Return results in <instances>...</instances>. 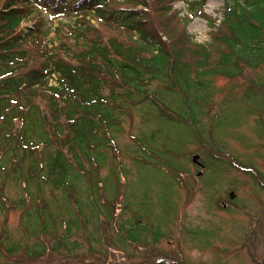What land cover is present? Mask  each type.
Instances as JSON below:
<instances>
[{
    "label": "rangeland",
    "instance_id": "374dc122",
    "mask_svg": "<svg viewBox=\"0 0 264 264\" xmlns=\"http://www.w3.org/2000/svg\"><path fill=\"white\" fill-rule=\"evenodd\" d=\"M160 1L182 23L176 35L183 26L184 33L203 44L210 42L214 31L209 21L221 20L228 0ZM57 13L46 16L48 26L70 19ZM155 16L161 20L159 13ZM222 50L215 45L207 63L200 55L188 59L185 51L184 59L192 65L212 64ZM210 82V90L197 95L200 117L193 125L181 119L182 111L173 104L178 94L160 81H151L147 89L170 112L149 100H138L135 93L131 103L115 98L120 106L116 145L114 151H105L97 172L104 187L98 194L115 201L108 217L103 219L96 211L97 203L103 209L99 199L90 209L85 204L84 181L76 183V194L71 193L68 202L58 192L44 189L47 208L43 212L58 226L46 229V238L39 228L33 236L23 216L25 208L0 212V243L4 248L10 243L20 245L8 255L0 249V264H264V65L244 66L235 77L215 76ZM107 93L102 90L104 96ZM162 110L172 121L161 115ZM147 148L156 154H148ZM35 151L36 160H45L47 155L39 147ZM33 153H23L24 162L20 155L4 158L0 172V194L11 201L24 199L28 208L39 200L37 191L26 188L21 178ZM194 155L203 168L191 161ZM119 204L131 210L129 223L142 236L132 246L121 245L115 235L127 215ZM68 220L77 221L68 238V247L72 243L73 248H53L56 237L65 236ZM24 227L30 236L25 237ZM40 240L47 245L45 253L34 259L20 254L26 245H38Z\"/></svg>",
    "mask_w": 264,
    "mask_h": 264
},
{
    "label": "trees",
    "instance_id": "16d2710c",
    "mask_svg": "<svg viewBox=\"0 0 264 264\" xmlns=\"http://www.w3.org/2000/svg\"><path fill=\"white\" fill-rule=\"evenodd\" d=\"M170 10L160 0H0V153H4L0 172L4 158L20 155L24 162L23 153L34 151L21 178L26 188L32 187L39 196L37 204L33 201L28 208L24 199L11 201L0 194V212L25 208L23 216L33 236L36 228L45 237L46 229L58 226L57 220L43 212L47 208L44 189L58 192L68 202V196L76 194V183L84 181L85 204L90 209L99 199L103 211L98 203L96 211L103 219L108 217V208L115 201L98 194L102 182L97 180V172L105 151L116 145L120 106L115 98L131 103L135 93L138 100H149L170 112L156 93L147 89L151 81H160L178 94L173 104L182 111L181 119L193 125L200 117L197 95L210 90L213 77H235L244 66L264 65V0H228L221 20L215 24L209 19L214 31L210 42L203 44L184 33L183 26L176 35L175 29L182 23L168 14ZM56 11L70 19L50 27L46 16ZM157 13L161 20L156 19ZM215 45L224 48L215 63L201 66L189 62L195 54L207 63ZM50 78L54 85L49 84ZM104 89L108 90L106 96ZM38 147L47 155L43 161L36 160ZM145 151L155 153L148 148ZM125 206L119 204L127 215L115 235L127 247L142 236L134 232L129 223L133 214ZM65 223L66 234L56 237L53 248L74 246L68 247V238L77 221ZM23 231L25 237L31 235L26 228ZM10 244L4 248L0 243L1 252L8 255L20 249L17 243ZM46 247L40 240L38 245H26L20 254L34 259L45 253ZM73 259L77 260L70 257Z\"/></svg>",
    "mask_w": 264,
    "mask_h": 264
},
{
    "label": "water",
    "instance_id": "95a60500",
    "mask_svg": "<svg viewBox=\"0 0 264 264\" xmlns=\"http://www.w3.org/2000/svg\"><path fill=\"white\" fill-rule=\"evenodd\" d=\"M192 162L197 164V165H199V166H201V167H203V165L199 162V156L198 155H194L192 157Z\"/></svg>",
    "mask_w": 264,
    "mask_h": 264
}]
</instances>
